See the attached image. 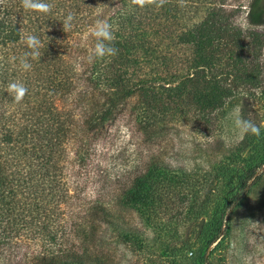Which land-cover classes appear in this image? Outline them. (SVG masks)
Instances as JSON below:
<instances>
[{
  "label": "trees",
  "instance_id": "obj_1",
  "mask_svg": "<svg viewBox=\"0 0 264 264\" xmlns=\"http://www.w3.org/2000/svg\"><path fill=\"white\" fill-rule=\"evenodd\" d=\"M39 2L50 10L0 0V260L113 264L101 248L102 229L118 215L82 198L71 181L72 164L85 163L92 138L127 105L149 136L170 123L210 127L240 94L260 88L264 0H156L143 7L131 0ZM242 7L245 27L235 21ZM69 15L71 27L65 28ZM97 21L111 25L114 39L105 43L116 49L114 56L94 55L97 39L90 29ZM28 35L40 41L38 56H25L33 52L22 39ZM180 47L189 54L176 64L169 53ZM11 83L27 89L19 103L8 92ZM240 161L244 167L224 174L213 188V180L150 162L116 198L148 220L189 227L199 222L197 236L191 233L183 247L191 264L204 263L211 246L226 237L238 203L263 176L264 143ZM205 203L215 204L214 210ZM135 232L127 230L124 239L142 248ZM28 248L32 252L15 261Z\"/></svg>",
  "mask_w": 264,
  "mask_h": 264
},
{
  "label": "rangeland",
  "instance_id": "obj_2",
  "mask_svg": "<svg viewBox=\"0 0 264 264\" xmlns=\"http://www.w3.org/2000/svg\"><path fill=\"white\" fill-rule=\"evenodd\" d=\"M201 8L200 5L197 12ZM202 14L203 9L197 16ZM197 16L192 22L198 20ZM246 17L247 9L242 7L235 21L245 27ZM258 31L264 33V27ZM188 54L187 48L180 47L171 51L169 58L178 64ZM237 107L241 108L243 118L252 120L260 128L259 136L249 133L242 141L238 140L231 116ZM220 116L221 120L210 127L196 122L170 123L167 128L147 136L140 129L136 110L130 104L102 133L92 138L85 153V163L72 164L71 181L74 188L80 189L82 198L89 204L105 203L118 215L102 229L101 248L108 252L113 264L190 263L188 258L192 254L183 245L191 233L197 236L199 222L189 227L186 224L177 226L174 222L170 225L161 223L168 219L148 220L138 209L123 208L117 196L154 161L180 174L199 177L204 182L213 180L211 188L224 174L239 172L244 167L243 163L241 167L240 158H248L255 147L264 143V76L260 88L240 94ZM71 155L76 159L74 150ZM205 206L209 212L215 208V204L205 203ZM212 227L208 226L207 234ZM127 230L136 231L142 248H131L125 241ZM216 245L211 246L210 250H215L208 254L207 262L199 260L193 264H264V173L238 203L229 220L226 237L219 246ZM97 246L99 248L98 243ZM27 251L32 252L30 248L24 249L15 261H20Z\"/></svg>",
  "mask_w": 264,
  "mask_h": 264
},
{
  "label": "clouds",
  "instance_id": "obj_3",
  "mask_svg": "<svg viewBox=\"0 0 264 264\" xmlns=\"http://www.w3.org/2000/svg\"><path fill=\"white\" fill-rule=\"evenodd\" d=\"M156 0H131L133 5H138L143 7L145 4L155 3ZM164 0H160L162 4ZM22 6L25 10H33L38 12L47 13L50 10V5L41 3L39 0H21ZM73 17L69 15L65 21V28L71 27V21ZM111 25L106 21H97L95 26L90 29V34L97 39V43L94 48V55L97 58H103L107 56H114L116 54V49L106 44L105 41L111 42L114 39L113 33L111 32ZM27 46L33 49L32 53H26L27 55H32L33 57L38 56L37 51L40 46V41L37 37L28 35L26 38H22ZM91 60V57H90ZM22 66L25 69L31 67L28 63L22 60ZM8 92L13 95L14 100L19 103L25 96L27 89L20 83H11L8 85ZM234 119L235 129L237 132L238 140L242 141L245 135L251 133L252 135L259 136L260 128L250 119H245L242 116L241 108L237 107L231 113Z\"/></svg>",
  "mask_w": 264,
  "mask_h": 264
}]
</instances>
